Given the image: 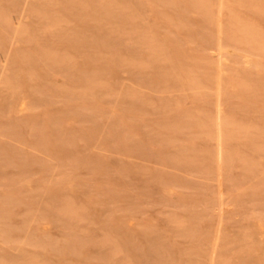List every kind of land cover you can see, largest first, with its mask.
<instances>
[{
  "label": "rangeland",
  "instance_id": "1",
  "mask_svg": "<svg viewBox=\"0 0 264 264\" xmlns=\"http://www.w3.org/2000/svg\"><path fill=\"white\" fill-rule=\"evenodd\" d=\"M31 1L17 0L19 5L17 3V8L14 7L17 10L11 9L12 11L9 12V10L7 13L13 21L14 27L21 26L20 28H22L23 26V30H27L26 32L31 30L30 32L35 35L31 33L28 35L25 32L27 36L22 38L10 36L9 33L8 37L5 34L9 39H6L7 45L5 44L4 51H0V57L3 54L11 56L12 66H10L11 64L10 67L8 66L6 73L9 75L8 70H11V77L16 78L19 83H17L16 90L5 88L3 84H0V127L5 126L4 128L10 134L13 131L14 134L9 136L10 139L7 136V139L13 146L23 149L24 153L27 151L28 157L34 159V172L30 175L27 173L29 176L19 174V170L12 166L11 157L6 158V161H3V158V160L0 159L1 162L3 161L2 164L0 163L2 165L0 166V175L7 172L8 176L10 174L14 177V181L11 182H8L9 180L7 183L6 180L0 181L2 184L0 185V205L2 201L7 202L11 198L23 197L22 199L26 200H23L26 202L25 205L21 204V210V205L15 207L17 210L15 209L13 213L18 214L12 215L13 219L16 217L14 223H17V226L26 217L28 221L31 219L29 223L27 221V226H24L23 222L21 223L24 228L21 224L17 227L21 229L22 236H27L33 230L40 236L45 233L46 235H43L45 238L47 235H49L47 238H54L53 240H58L61 237L59 242L55 241L58 243H55L56 246L53 248L52 246L55 244L51 246L50 240V243L48 242L50 246L46 245V249L44 245L47 243L44 245L43 243L22 245L23 243L17 242L19 246L17 244V246L14 244L8 246L9 244L4 243L0 237V254L10 260L15 258L20 250L28 253L27 255L24 252L27 258H29V254L32 255L31 259L29 258L32 260L39 252L36 257L40 258L41 255L43 261H49L51 264H264V30H262L264 29V6L260 7L257 0H210L209 7H206L211 11L209 12L210 16L213 15L211 16L213 21L211 20L210 26H208L212 30L204 27L203 31L206 36L201 38L204 34L200 30L202 34L199 35V29L203 28L200 25L202 10H205L203 6L200 9L191 8L188 12L182 11V13L180 7L178 9L168 5L166 0H126L123 6L130 11L133 9L131 19L134 21H128L135 22L134 25L141 23L140 26L144 27L145 25V29L148 27L145 31L147 39L158 37L163 41L164 36L168 40L170 39V43L165 40V43H168V48H165L167 50L171 46V49L175 48L172 50L173 52L171 49L169 50L172 52V58L175 50L179 52H177L179 59L175 56L173 61L170 60L174 63L169 62L173 69L167 66L169 65L167 63L166 68L164 67L161 72L151 63L155 61L153 59H157L155 62L159 60L165 63L168 60L166 57L168 55L171 57L170 54L165 56L162 51V54L160 53L162 57L158 51L156 53L159 55L155 53V56L158 55L157 58L148 57L147 52H143V47L146 49L144 51H147L146 39H143V46H141L142 40L140 44H137L138 46L132 44V40L127 37L134 34L136 30L132 28V26L136 27L133 23L129 26L128 22L123 23L122 27V24L119 25L116 20L110 21L100 13H92L85 3L77 9L73 8L74 11L70 10L72 8L64 9V5L57 4V1L54 2L55 4L51 2L49 5L46 14L47 20L43 14L38 18L39 13L35 14L36 11H33L34 6H32L36 2L34 0L31 3ZM107 1L113 4L117 2L116 0ZM135 2H139V6ZM24 4L28 5L26 9ZM135 6L140 8L137 10L134 8ZM85 7L86 10H84ZM31 8H33L32 11ZM141 8L144 10L140 11ZM79 9L81 10L79 11ZM80 12H84V14ZM57 13L60 16L56 15ZM200 15L201 17H199ZM100 16L104 18H100ZM41 17L47 20V24L41 20ZM53 19L58 21L55 22ZM103 20L106 21V24ZM34 24L38 26L36 27ZM47 25H51L52 29H49ZM100 26L105 27L111 36L124 37L126 35L124 45L127 46L124 47V52L122 46H119L122 47L121 49L116 46V50L115 48L107 50L94 44L99 37L95 27ZM196 27H199L197 35L200 37H196V33L195 37L191 34L196 31ZM222 27L229 28L231 33L230 36L228 35L229 38L228 36H225V39L223 37V45L219 47V31ZM80 31L83 32H81V37ZM208 31H211L212 34H209ZM248 31H254L253 33L257 34L256 37L262 43L253 44ZM49 34L51 35L49 36ZM122 34L124 35L122 36ZM27 37L29 39H25ZM54 40H56L55 43ZM51 44H55V46ZM117 47L122 52L119 53ZM136 47L142 49L143 54L141 52L138 54L137 51L140 50ZM165 48L164 50H166ZM44 51L45 53H43ZM114 51L118 53L116 54ZM15 52L20 55L19 61L16 60L20 66L16 61L13 62L12 55H15ZM36 53L41 54L39 57L47 54L58 57L56 59L60 61L56 62L57 69H52L53 72L51 68L36 63L35 61L39 59H37ZM113 53H115V57L111 55ZM24 54L26 57L30 54L28 59L24 57ZM122 54L123 56H121ZM119 57L121 60L118 59ZM29 58L32 64H30ZM162 58L166 59L162 61ZM182 59L186 62H182ZM117 62L119 65H116ZM176 62L179 63L176 64ZM3 64H5L4 61L1 62V65ZM25 65L27 66L25 67ZM31 65L34 69L30 67ZM68 65L73 67L70 66L71 68L68 69ZM43 67L47 72L42 69ZM69 70L76 71L69 74L71 72ZM31 72L35 76L32 77ZM73 78L75 83L72 81ZM24 79L27 83L24 82ZM31 79L34 81L37 79L36 83ZM51 79H54L52 85ZM199 79H202L203 82H201L202 80L197 82ZM53 82L56 83L53 85ZM18 91L19 93H17ZM222 103L224 105L220 106ZM88 105L91 107L89 108ZM188 112L189 114H187ZM11 116L13 117L11 118ZM219 121L227 124V128L221 133H218ZM19 123L21 125L17 126ZM93 123H96L97 126L95 127L96 124ZM18 127L22 129H18ZM4 128H0L1 131H5ZM22 130H24L25 136L29 137V142L33 139L32 137L36 138L35 141L39 140V133H46L50 138L48 143L52 146L56 144L54 147L57 148L60 144L65 149L67 148V153L50 156L44 149H42L43 151L40 149L37 151L35 147L33 149L29 142L27 144L28 139L26 141L20 139L24 142L22 143L19 141V137L15 138V134L19 135L15 131L23 133ZM246 131L248 132L246 133ZM109 132L111 133L109 134ZM61 141L64 142L61 143ZM220 150H223L230 162L225 163L226 166H220L222 168L219 170L217 157ZM29 155H33L36 159ZM73 160H75L74 162H90V169L86 167L77 170L69 169L73 168ZM190 161L191 166L189 165ZM42 162L47 164L50 162L54 167L59 168L62 164L61 167L63 166L65 169H56L53 173L51 172L50 179H48L53 181H48L43 176L42 166L44 164L42 165ZM222 171L223 173H221ZM225 171L227 174H232L227 176ZM39 172L43 174H39ZM54 173L55 175H53ZM71 174L73 175L71 176ZM19 175L23 176L24 180H19L18 178L21 177ZM35 176L37 184L33 180ZM15 179L19 180L18 183L21 181L22 185H19ZM56 182L60 183V187L56 185ZM12 183H15V187ZM2 186L7 187L4 189ZM44 186L45 188H43ZM53 190L59 193L57 198L52 200L47 196L49 199H46L45 194L53 193ZM62 190L63 192H60ZM12 191L14 192L12 193ZM69 204L76 210L77 216L75 213L71 214L73 217L76 216V219H72L70 214L69 217L68 213L66 216L63 211ZM61 206L65 208L63 209ZM50 208L52 209L51 213ZM58 208L60 211L57 210ZM22 210L24 211L21 212ZM32 216L34 221H32ZM63 217L65 220L69 217L70 222L68 219L66 222ZM75 231H77V235L79 232L80 234L77 236ZM72 235L73 237L75 235L76 239L78 238L80 245L76 247L75 251L67 248L69 252L65 247L67 253L61 249L62 243ZM61 238H65L62 243L60 242Z\"/></svg>",
  "mask_w": 264,
  "mask_h": 264
},
{
  "label": "bare ground",
  "instance_id": "2",
  "mask_svg": "<svg viewBox=\"0 0 264 264\" xmlns=\"http://www.w3.org/2000/svg\"><path fill=\"white\" fill-rule=\"evenodd\" d=\"M29 0H26V2H28ZM34 0H32L31 1V3L33 2ZM40 1V3H37V2H39ZM55 1H57L56 3L58 4V3H61V4H63L64 5V9L65 8H72V9H70V10H74L75 8L77 9V8H79V7H81V6H83V4L85 3L86 4V6H88L89 8H90V10L92 11V13L94 12H96V13H100L101 15H103L105 18H107L108 20H116L118 23H119V25H121L122 24V27L124 26V24L126 23V22H128V26H129V24H132L133 23V25H134V23L135 22H133L134 20L133 19H131L132 18V10L130 11V10H128V8L127 7H125V6H123V3H126V0H116L117 2L115 3V4H113V3H111V2H109V1H107V0H35L34 2H36V3H34V5L32 4V6H34L33 8H34V10H33V8H31V11L33 10V11H36V13L35 14H37V12L39 13V16L38 15H36V16H38V18L41 16V14H43V15H45V16H43V17H46L45 19H47L48 20V17H47V10L49 9V5L51 4V2H55ZM58 1H61V2H58ZM137 1V0H136ZM213 1V0H212ZM222 1V0H221ZM244 1V0H243ZM246 1H250V0H246ZM20 2V1H19ZM19 2H17V0L15 1V0H0V51H4V48H5V44H6V42H7V38L9 37L7 34L9 33V35L11 36V35H13V36H15V37H22L23 38V36L24 37H26L27 35H25L26 33L28 34H30L31 32V30H29L28 32H26L25 30H23V26H22V28H20L21 26L20 25H18V26H20V27H14L13 26V21L8 17V11L9 12H11L12 10H14V11H16L15 10V8L14 7H16L17 6V3H18V5H19ZM22 2H24V1H22ZM25 2V3H26ZM63 2V3H62ZM113 2V1H112ZM134 2V1H133ZM164 2V1H163ZM162 2V3H163ZM166 3H168V5L170 4V5H172V6H175V7H177L178 9H179V7H180V10H181V12L182 11H184V12H188L189 11V9H191V8H199L200 9V7H204V11L202 10V12H203V14H202V18H201V20H200V22H201V27H203V28H200L199 29V27H200V25H199V27H196V31L194 32V30H192L194 33H191L193 36L195 35V33H196V35L198 34V32L200 31V30H202L203 31V29H204V27H208V26H210V23H211V20H212V18H211V16H213V15H211L210 16V14H209V12H211V11H209L208 10V5H209V2H210V0H166L165 1ZM230 2V1H229ZM234 2V1H233ZM257 2H259L258 4H260V7H262V6H264V0H257ZM127 3H128V1H127ZM136 3V2H135ZM138 3L139 2H137L136 3V5H138ZM232 3V2H231ZM243 3V2H242ZM250 3H252V2H250ZM27 4V3H26ZM55 4V3H54ZM84 4V5H85ZM140 4V3H139ZM25 5V4H24ZM62 5V6H63ZM165 5V4H164ZM233 5V4H232ZM238 5V4H237ZM248 5V4H247ZM26 6H28V5H25V9H26ZM139 6V5H138ZM138 6L136 7H134L135 9H139L138 8ZM206 6H208V7H206ZM221 6V5H220ZM223 6V5H222ZM242 6V5H241ZM24 7V6H23ZM56 7H57V5H56ZM59 7V6H58ZM143 7V6H142ZM174 7V8H175ZM183 7V9H181ZM249 7H250V5H249ZM14 8V9H13ZM17 8V7H16ZM74 8V9H73ZM82 8H84V7H82ZM89 8H88V10H89ZM131 8V7H130ZM171 8H173V7H171ZM233 8V7H232ZM248 8V7H247ZM246 8V9H247ZM12 9V10H11ZM50 9H52V7H50ZM202 9V8H201ZM236 9V8H235ZM258 9H259V7H258ZM261 9V8H260ZM69 10V9H68ZM69 10V11H70ZM81 9H79V11H80ZM84 10H86V7H85V9ZM136 10V11H137ZM142 10V8L140 9V11ZM144 10V9H143ZM142 10V11H143ZM179 10V11H180ZM212 10V9H211ZM222 10V9H221ZM241 10V9H240ZM51 11V10H50ZM64 11H67V10H64ZM75 11V10H74ZM83 11V10H82ZM91 11H89V12H91ZM146 11H147V9H146ZM192 11V10H191ZM235 11V10H234ZM85 12V11H84ZM84 12L82 13V12H80V13H82V14H84ZM89 12H86V13H89ZM135 12V11H134ZM219 12H220V8H219ZM238 12V11H237ZM248 12V11H247ZM257 12H260V11H257ZM139 13V12H138ZM154 13V12H153ZM183 13V12H182ZM191 13V12H190ZM12 14V13H11ZM29 14V13H28ZM185 14V13H184ZM184 14H182V15H184ZM186 14H188V13H186ZM213 14V13H212ZM217 14V13H216ZM220 14V13H219ZM221 14H222V11H221ZM228 14V13H227ZM56 15H59L58 13L56 14ZM65 15V14H64ZM74 15V14H73ZM81 15V14H80ZM87 15V14H86ZM90 15H92L91 13H90ZM95 15H97V14H95ZM134 15V14H133ZM142 15V14H141ZM150 15V14H149ZM223 15V14H222ZM221 15V16H222ZM60 16V15H59ZM62 16V15H61ZM68 16V15H67ZM71 16V15H70ZM82 16V15H81ZM98 16H99V14H98ZM138 16V15H137ZM136 16V17H137ZM151 16V15H150ZM186 16V15H185ZM224 16V15H223ZM249 16H251V15H249ZM56 17H58V16H56ZM55 17V18H56ZM75 17V16H74ZM86 17V16H85ZM89 17V16H88ZM91 17V16H90ZM104 17H101L100 16V18H104ZM146 17V16H145ZM156 17V16H155ZM181 17H183V16H181ZM196 17V16H195ZM199 17H201V15L199 16ZM66 18V17H65ZM71 18V17H70ZM180 18V17H179ZM198 18V17H197ZM216 18V17H215ZM219 18V17H218ZM225 18V17H224ZM33 19V18H32ZM51 19V18H50ZM58 19V18H57ZM62 19V18H61ZM81 19V18H80ZM106 19V20H107ZM142 19V18H141ZM147 19V18H146ZM154 19V18H153ZM214 19V18H213ZM235 19H237V18H235ZM39 20V19H38ZM41 20L43 21L44 19L41 17ZM40 20V21H41ZM47 20H44V23H46L47 24ZM54 21H55V19H53ZM83 20H85L84 19V17H83ZM98 20H99V18H98ZM128 20H133L132 21V23L130 22V21H128ZM139 20V19H138ZM155 20V19H154ZM185 20V19H184ZM188 20H189V18H188ZM187 20V21H188ZM217 20V19H216ZM257 20V18L255 19V21ZM32 21V20H31ZM36 21V20H35ZM42 21L40 22V23H42ZM52 21V20H51ZM50 21V22H51ZM58 21V20H57ZM57 21H55V22H57ZM64 21V20H63ZM72 21H73V19H72ZM101 21V20H100ZM104 21V20H103ZM177 21V20H176ZM199 21V20H198ZM213 21V20H212ZM215 21V20H214ZM38 22V21H37ZM53 22V21H52ZM54 22V23H55ZM62 22V21H61ZM79 22V21H78ZM106 21H104V23H105ZM130 22V23H129ZM139 22V21H138ZM147 22H148V20H147ZM175 22V21H174ZM241 22V21H240ZM248 22V21H247ZM17 23H19L20 24V22H17ZM49 23V22H48ZM54 23H53V25H54ZM77 23V22H76ZM124 23V24H123ZM146 23V22H145ZM180 23V22H179ZM185 23V22H184ZM213 23V22H212ZM217 23V22H216ZM215 23V24H216ZM219 23H220V21H219ZM262 23V22H261ZM260 23V24H261ZM33 24V23H32ZM37 24V23H36ZM36 24H34V26H38V25H36ZM75 24V23H74ZM101 24H103V23H101ZM106 24V23H105ZM141 24V23H140ZM140 24H136V25H134V26H136V27H139V28H136V27H133L132 26V28H133V30H135V32H134V34H132V35H128V37H127V39H130V40H132V44H135V45H137L138 43L140 44L141 43V40L143 41V39L145 40L146 39V48H147V51H144V50H146L145 49V47H143L144 49H143V52H147L146 54L148 55V57H158V55L163 51V53H165V56H167L166 54H170V56L171 57H169V55L166 57V58H168V60L167 61H165V63H163V62H161V61H159L158 60V62H155L157 59H153V60H155V61H153L151 64L154 66V67H156V68H159V71H161L162 72V69L165 67L166 68V65H167V63L169 64V65H167V66H169V67H171L170 65V63L175 59L174 57L176 56L177 57V52H178V50H177V52H176V50L174 51V57L172 58V50H174V49H171V44H170V48H169V50L171 49V51H169V50H167L166 48H168V43H165V40H168V38H166L165 36H164V40L162 41V40H159V38L158 37H155V38H150L149 37V39H147V37L145 36V31H146V29H148V27L145 29V25H144V27H142V25L140 26ZM143 24V23H142ZM187 24V23H186ZM23 25V24H22ZM51 25H52V23H51ZM51 25H47V27L50 29H52V27H51ZM99 25V24H98ZM104 25V24H103ZM147 25V24H146ZM151 25V24H150ZM169 25V24H168ZM196 25V24H195ZM44 26H46V25H44ZM79 26V25H78ZM107 26H108V24H107ZM128 26H126V27H128ZM151 26H153V25H151ZM172 26V25H171ZM187 27H188V25H186ZM211 26L213 27V24H211ZM220 26V25H219ZM224 26V25H223ZM31 27V24H30V26H29V28ZM32 27H33V25H32ZM36 27H35V29H36ZM39 27H40V24H39ZM42 27V29H44L43 28V26H41ZM53 27H55V26H53ZM88 27V26H87ZM91 27V26H90ZM142 27V28H141ZM193 27V26H192ZM226 27H228V26H226ZM230 27V26H229ZM260 27V26H259ZM28 28V29H29ZM73 28V27H72ZM80 28V27H79ZM121 28V27H120ZM135 28V29H134ZM141 28V29H140ZM156 28V27H155ZM154 28V30H156ZM181 28V27H180ZM197 28L199 29V31L197 30ZM209 28V30L211 29L212 30V28L211 27H208ZM223 28V27H222ZM222 28H220L219 30V47L220 46H222L223 45V41L222 40H224L226 37L225 36H228L231 32H230V30H229V28H226V29H222ZM2 29V30H1ZM22 29V30H21ZM32 29V28H31ZM34 29V28H33ZM34 29V30H35ZM40 29V28H39ZM71 29V28H70ZM93 29H94V27H93ZM95 29L97 30V33H98V36L99 37H97V39L95 40V43L94 44H96V46L97 47H104V48H106L107 50L109 49H111V50H114L113 48H115V50H116V46H122L121 48H122V50L124 49V47L126 48V46L127 45H124V40L126 39H124V37L126 36V35H124V34H122V36L124 35V37H120L119 35V37H116V36H111V33H109L108 32V30H106V28L105 27H102V26H100V27H98V28H96L95 27ZM110 29V28H109ZM231 29V28H230ZM238 29V28H237ZM245 29V28H244ZM92 30V29H91ZM131 30V29H130ZM150 30V29H149ZM186 30V29H185ZM184 30V31H185ZM188 30V29H187ZM233 30V29H232ZM262 30H264V29H262ZM43 31V30H42ZM54 31V30H53ZM59 31V30H58ZM61 31H62V29H61ZM89 31V30H88ZM114 31H116V30H114ZM148 31V30H147ZM153 31V30H152ZM178 31V30H177ZM198 31V32H197ZM207 31V30H206ZM5 32V33H4ZM7 32V33H6ZM26 32V33H25ZM35 32V31H34ZM39 32H41V31H39ZM75 32V31H74ZM73 32V33H74ZM82 31H80L79 33H81ZM96 32V31H95ZM129 32V31H128ZM179 32V31H178ZM204 32V34H205V31H203ZM209 32V31H208ZM254 32V31H253ZM252 31H248V35H249V37H251V39H252V41H253V44L255 43L256 45L258 44L257 42H260V43H262L261 42V40H259V38L258 37H256L257 36V34H254ZM44 33V32H43ZM47 33H49V32H47ZM83 33V32H82ZM82 33L80 34V37H81V35H82ZM117 33H118V31H117ZM120 33V32H119ZM153 33H154V31H153ZM177 33V32H176ZM186 33V32H185ZM201 33V31L199 32V35H201L200 34ZM211 33V31L209 32V34ZM216 33H217V31H216ZM256 33V32H255ZM8 36H6V35ZM28 34V35H29ZM31 34H33V35H35L34 33H31ZM54 34H55V31H54ZM129 34V33H128ZM144 34V35H143ZM147 34H149L148 32H147ZM146 34V35H147ZM155 34V33H154ZM153 34V35H154ZM179 34H180V32H179ZM204 34H202V37L201 38H203V36H206V34L204 35ZM208 34V33H207ZM212 34V33H211ZM234 34V33H233ZM37 35V34H36ZM51 34H49V36H50ZM59 35V34H58ZM74 35H75V33H74ZM78 35V34H77ZM155 35H157V34H155ZM161 35V34H160ZM166 35V34H165ZM169 35V34H168ZM182 35V34H181ZM184 35H186V34H184ZM187 35H188V33H187ZM44 36V35H43ZM63 36V35H62ZM86 36V35H85ZM148 36V35H147ZM167 36V35H166ZM183 36V35H182ZM190 36V35H189ZM214 36V35H213ZM230 36V35H229ZM229 36H228V38H229ZM237 36V35H236ZM30 37V36H29ZM29 37H27V38H25V39H29ZM53 37V36H52ZM61 37V36H60ZM83 37H84V35H83ZM162 37H163V34H162ZM186 37V36H185ZM188 37V36H187ZM195 37V36H194ZM196 37H200V36H196ZM223 37H224V39H223ZM232 37V36H231ZM59 38V37H58ZM64 38V37H63ZM85 38V37H84ZM160 38H161V36H160ZM170 38V37H169ZM174 38H175V36H174ZM209 38V37H208ZM9 39V38H8ZM12 39V38H11ZM62 39V38H61ZM80 39V38H79ZM78 39V40H79ZM87 39V38H86ZM162 39V38H161ZM193 39V38H192ZM195 39V38H194ZM205 39V38H204ZM31 40H32V38H31ZM85 40V39H84ZM170 40V39H169ZM169 40H168V42H169ZM196 40V39H195ZM200 40V39H199ZM20 41V40H19ZM46 41V40H45ZM55 41L56 40H54V43H55ZM81 41V40H80ZM83 41V40H82ZM176 41V40H175ZM179 41V40H178ZM205 41V40H204ZM238 41V40H237ZM36 42H38V41H36ZM167 42V41H166ZM171 42V41H170ZM169 42V43H170ZM181 42V41H180ZM209 42H210V40H209ZM230 42V41H229ZM247 42V41H246ZM177 43V42H176ZM205 43H206V41H205ZM57 44V43H56ZM88 44V43H87ZM143 44H144V41H143V43L141 44V46H143ZM264 44V43H263ZM7 45V44H6ZM49 45V44H48ZM51 45H53V46H55V44H51ZM60 45V44H59ZM80 45V44H79ZM259 45V44H258ZM20 46H23V45H20ZM20 46H19V48H20ZM57 46V45H56ZM138 46V45H137ZM145 46V45H144ZM175 46V45H174ZM255 46V45H254ZM33 47V46H32ZM38 47V46H37ZM58 47V46H57ZM60 47V46H59ZM75 47V46H74ZM117 47V49L119 50V48ZM166 47V48H165ZM178 47V46H177ZM256 47V46H255ZM254 47V48H255ZM30 48V47H29ZM66 48V47H65ZM120 48V49H121ZM136 48H139V47H136ZM164 48L166 49V50H164ZM261 48V47H260ZM47 49V48H46ZM54 49H56V48H54ZM71 49V48H70ZM95 49V48H94ZM247 49H248V47H247ZM22 50V49H21ZM45 50V49H44ZM53 50V49H52ZM104 50V49H103ZM122 50H119V53H120V51L122 52ZM136 50H138V49H136ZM139 50L140 51H137V53L139 52H141V50L142 49H140L139 48ZM48 51V50H47ZM100 51H102V50H100ZM158 51H160L159 52V54L158 53H156V52H158ZM166 51V52H165ZM13 52H14V50H13ZM28 52V51H27ZM50 52V51H49ZM55 52V51H54ZM115 52V51H114ZM123 52H124V50H123ZM135 52V51H134ZM143 52H141L142 54H143ZM186 53H188L187 51H185ZM2 53V52H1ZM4 53V52H3ZM16 54L15 55H12L13 57H14V59H13V62L15 63V61L16 60H18L19 61V53L18 52H15ZM35 53V52H34ZM34 53H32V54H34ZM41 54H42V52H40ZM43 53H45V51L43 52ZM51 53V52H50ZM77 53V52H76ZM91 53V52H90ZM101 53V52H100ZM116 54L118 53V52H115ZM115 53H113V54H111V55H114ZM132 53V52H131ZM136 53V52H135ZM138 53V54H139ZM155 53L156 54H158V55H156L155 56ZM179 53V52H178ZM12 54H14V53H12ZM31 54V53H30ZM30 54H29V56H30ZM37 55H38V53H36ZM40 54V55H41ZM96 54V53H95ZM145 54V53H144ZM162 54V53H161ZM160 54V55H161ZM25 55V54H24ZM23 55V56H24ZM40 55H38V57H37V59L38 60H36L35 62L36 63H41V66H43L44 65V67H47V68H51V70L52 69H57V67H56V62H58V61H60V60H58V59H56V58H58V57H56V56H52V55H50V54H47V55H42L41 57H39ZM66 55V54H65ZM120 55V54H119ZM127 55V54H126ZM137 55V54H136ZM147 55H145L146 56V58H147ZM154 55V56H153ZM28 56V57H29ZM57 56H59L58 54H57ZM62 56V55H61ZM84 56H85V54H84ZM87 56V55H86ZM117 57H118V55H116ZM121 56H123V54L121 55ZM143 56V55H142ZM162 56V55H161ZM179 56V55H178ZM193 56V55H192ZM11 57V56H10ZM10 57H9V55L8 54H3V56H1L0 57V84H3L4 86H5V88H8V89H12V90H14L15 88H16V86L18 85L17 83H19L18 82V80L16 79V78H14V77H11V70H8V72H10V74L8 75L7 73H6V71H7V69H8V66L11 64L10 63V60H12V59H10ZM24 57H26V55L24 56ZM28 57H26V59H28ZM36 57V56H35ZM110 57V56H109ZM114 57H115V55H114ZM144 57V56H143ZM156 57V58H157ZM163 57V56H162ZM182 57V56H181ZM91 58V57H90ZM133 58V57H132ZM145 58V57H144ZM161 58V57H160ZM166 58H162V61H163V59L165 60ZM170 58V59H169ZM178 58V57H177ZM194 58V57H193ZM34 59H36V58H34ZM59 59H62L61 57H59ZM65 59V58H64ZM63 59V60H64ZM87 59V58H86ZM107 59V58H106ZM114 58H112V60H113ZM119 60H121L120 59V57L118 58ZM118 59H117V61H118ZM179 59V58H178ZM177 59V60H178ZM4 61V63L5 64H3V65H1V62L2 61ZM22 60V59H21ZM25 60V59H24ZM32 60V59H31ZM68 60V59H67ZM115 60V59H114ZM170 60H172L171 62H170ZM183 60V59H182ZM187 60V59H186ZM18 61H16V63H17V65H18ZM29 61H30V58H29ZM33 61V60H32ZM72 61V60H71ZM110 61V60H109ZM123 61H124V59H123ZM176 61V60H175ZM180 61H181V59H180ZM31 62V61H30ZM63 62V61H62ZM64 62H66L65 60H64ZM80 62V61H79ZM88 62V61H87ZM126 62V61H125ZM170 62V63H169ZM182 62H186V61H182ZM28 63V62H27ZM60 63V62H59ZM67 63H68V61H67ZM89 63V62H88ZM140 63V62H139ZM172 63H174V62H172ZM179 62H176V64H178ZM23 64V63H22ZM25 64V63H24ZM30 64H32V62L30 63ZM34 64V63H33ZM69 64V63H68ZM86 64V63H85ZM113 64V63H112ZM118 64V62L116 63V65ZM90 65V64H89ZM91 65H92V63H91ZM111 65V64H110ZM119 65V64H118ZM123 65V64H122ZM138 65V64H137ZM185 65V64H184ZM10 66H12V64L10 65ZM9 66V67H10ZM18 66H20V64L18 65ZM27 65H25V67H26ZM29 66V65H28ZM37 66V65H36ZM40 66V67H41ZM66 66V65H65ZM69 66V65H68ZM71 66V65H70ZM67 67L68 69H70L71 67H73V66H71V67ZM114 66V65H113ZM30 67H32L33 68V66L31 65ZM44 67L42 68V69H44ZM85 67V66H84ZM92 67V66H91ZM103 67V66H102ZM107 67V66H106ZM173 67V66H172ZM171 67V68H172ZM175 67V66H174ZM179 67H180V65H179ZM28 68V67H27ZM38 68V67H37ZM66 68V67H65ZM85 68H87V67H85ZM109 68V67H108ZM112 68H114V67H112ZM213 68V67H212ZM21 69V68H20ZM34 69V68H33ZM39 69V68H38ZM95 69V68H94ZM154 69V68H153ZM173 69V68H172ZM194 69V68H193ZM208 69V68H207ZM206 69V70H207ZM15 70V69H14ZM22 70V69H21ZM25 70V69H24ZM29 70V69H28ZM44 70H46V69H44ZM43 70V71H44ZM50 70V69H49ZM85 70V69H84ZM96 70V69H95ZM109 70V69H108ZM114 70H117V69H114ZM192 70V69H191ZM211 70V69H210ZM213 70V69H212ZM53 71V70H52ZM52 71L50 72V74L52 73ZM56 71V70H55ZM69 71H71V72H69V74H72V71H74V70H69ZM76 71V70H75ZM74 71V72H75ZM101 71V70H100ZM99 71V72H100ZM208 71V70H207ZM248 71V70H247ZM15 72H16V70H15ZM18 72V71H17ZM26 72V71H25ZM46 72H47V70H46ZM54 72V71H53ZM58 72V71H57ZM110 72V71H109ZM115 72V71H114ZM187 72V71H186ZM192 72V71H191ZM195 72V71H194ZM20 73V72H19ZM32 73V72H31ZM63 73H65L64 71H63ZM79 73V72H78ZM98 73V72H97ZM111 73V72H110ZM109 73V74H110ZM196 73V72H195ZM34 74H35V72H34ZM39 74V73H38ZM44 74V73H43ZM42 74V75H43ZM69 74H68V76H69ZM77 74V73H76ZM75 74V75H76ZM91 74V73H90ZM152 74V73H151ZM180 74V73H179ZM220 74V73H219ZM40 75V74H39ZM64 75V74H63ZM81 75V74H80ZM115 75V74H114ZM150 75V74H149ZM164 75V74H163ZM191 75V74H190ZM202 75V74H201ZM233 75V74H232ZM13 76V75H12ZM15 76V75H14ZM28 76V75H27ZM33 76H35V75H33V73H32V77ZM46 76V75H45ZM77 76V75H76ZM84 76V75H83ZM83 76H81V77H83ZM90 76V75H89ZM97 76V75H96ZM106 76V75H105ZM111 76V75H110ZM170 76V75H169ZM183 76V75H182ZM197 76V75H196ZM206 76V75H205ZM208 76V75H207ZM21 77V76H20ZM30 77V76H29ZM37 77V76H36ZM43 77V76H42ZM49 77V76H48ZM51 77V76H50ZM66 77V76H65ZM74 77V76H73ZM107 77H109V76H107ZM184 77H185V75H184ZM183 77V78H184ZM23 78V77H22ZM38 78V77H37ZM68 78V77H67ZM95 78V77H94ZM159 78V77H158ZM175 78V77H174ZM200 78V77H199ZM235 78V77H234ZM29 79V78H28ZM40 79H42V78H40ZM48 79V81H50L49 80V78H47ZM74 79V78H73ZM101 79H103V78H101ZM176 79V78H175ZM185 79V78H184ZM193 79V78H192ZM197 79V78H196ZM203 79V78H202ZM201 79V80H202ZM240 79V78H239ZM16 80V81H15ZM30 80V79H29ZM31 80H33V79H31ZM37 80V79H36ZM36 80L34 81L35 83H36ZM52 80H54V79H51V85H52ZM160 80V79H159ZM158 80V81H159ZM200 79L197 81V82H200L201 81ZM208 80V79H207ZM211 80V79H210ZM45 81H46V79H45ZM69 81H70V79H69ZM74 83H75V79L74 80H72ZM154 81H155V79H154ZM157 81V80H156ZM164 81V80H163ZM177 81V80H176ZM191 81V80H190ZM220 81V80H219ZM222 81V80H221ZM24 82H25V79H24ZM61 82H63V81H61ZM71 82V81H70ZM84 82V81H83ZM107 82H109V81H107ZM150 82H152V81H150ZM192 82V81H191ZM201 82H203V80L201 81ZM206 82V81H205ZM205 82H204V84H205ZM25 83H27V82H25ZM28 83H29V81H28ZM31 83H33L32 81H31ZM41 83V82H40ZM43 83V82H42ZM45 83V82H44ZM56 83V82H55ZM54 82H53V85L55 84ZM72 83V82H71ZM70 83V84H71ZM99 83H100V81H99ZM102 83V82H101ZM213 83V82H212ZM34 84V83H33ZM62 84V83H61ZM66 84H68V83H66ZM83 84V83H82ZM93 84H94V82H93ZM156 84V83H155ZM187 84V83H186ZM189 84V83H188ZM196 84V83H195ZM201 84V83H200ZM221 84V83H220ZM231 84V83H230ZM262 84V83H261ZM264 84V83H263ZM44 85V84H43ZM59 85V84H58ZM160 85V84H159ZM167 85V84H166ZM171 85V84H170ZM22 86V85H21ZM47 86V85H46ZM50 86V85H49ZM57 86V85H56ZM79 86V85H78ZM152 86V85H151ZM168 86V85H167ZM166 86V87H167ZM173 86V85H172ZM189 86V85H188ZM258 86V85H257ZM25 87V86H24ZM50 87H52V86H50ZM77 87V86H76ZM90 87V86H89ZM94 87H96L95 85H94ZM174 87V86H173ZM264 87V86H263ZM57 88V87H56ZM207 88V87H206ZM223 88V87H222ZM222 88H220V89H222ZM22 89V88H21ZM29 89V88H28ZM48 89H50V88H48ZM16 90V89H15ZM34 90V89H33ZM37 90V89H36ZM62 90V89H61ZM60 90V91H61ZM69 90V89H68ZM41 91H44V90H41ZM49 91V90H48ZM51 91V90H50ZM73 91V90H72ZM78 91V90H77ZM12 92V91H11ZM16 92V91H15ZM45 92V91H44ZM56 92V91H55ZM69 92V91H68ZM67 92V93H68ZM97 92V91H96ZM101 92H103V91H101ZM223 92V91H222ZM17 93H19V91L17 92ZM43 93V92H42ZM60 93V92H59ZM111 93H113V92H111ZM47 94V93H46ZM222 94H224V92L222 93ZM229 94V93H228ZM21 95H23V94H21ZM52 95V94H51ZM57 95V94H56ZM72 95V94H71ZM218 95V94H217ZM221 95V94H220ZM225 95H227V94H225ZM14 96V95H13ZM206 96V95H205ZM208 96V95H207ZM235 96V95H234ZM20 97V96H19ZM103 97V96H102ZM84 98V97H83ZM82 99V98H81ZM79 100V99H78ZM88 100V99H87ZM223 100V99H222ZM235 100V99H234ZM251 100V99H250ZM75 101V100H74ZM95 101V100H94ZM146 101V100H145ZM219 101V100H218ZM45 102V101H44ZM82 102V101H81ZM222 102V101H221ZM243 102V101H242ZM245 102V101H244ZM77 103V102H76ZM87 103V102H86ZM95 103V102H94ZM101 103V102H100ZM27 104H28V102H27ZM73 104V103H72ZM128 104V103H127ZM226 104H227V102H226ZM78 105V104H77ZM84 105V104H83ZM99 105V104H98ZM221 105H224L223 103L222 104H220V106ZM11 106V105H10ZM28 106V105H27ZM74 106H75V104H74ZM89 106V105H88ZM87 106V107H88ZM96 106H97V104H96ZM100 106H101V104H100ZM91 106H89V108H90ZM219 107V106H218ZM226 107V106H225ZM228 107V106H227ZM81 108V107H80ZM51 109V108H50ZM247 109V108H246ZM6 110V109H5ZM86 110V109H85ZM220 110V109H219ZM7 111V110H6ZM56 111V110H55ZM246 111V110H245ZM10 112V111H9ZM47 112V111H46ZM57 112V111H56ZM55 112V113H56ZM185 112V111H184ZM187 112V111H186ZM185 112V113H186ZM12 113V112H11ZM52 113V112H51ZM50 113V114H51ZM59 113V112H58ZM90 113V112H89ZM228 113V112H227ZM44 114H46V113H44ZM49 114V113H48ZM83 114H84V112H83ZM187 114H189V112L187 113ZM194 114V113H193ZM232 114V113H231ZM9 115H11V114H9ZM47 115V114H46ZM54 115V114H53ZM58 115V114H57ZM88 115V114H87ZM91 115V114H90ZM93 115V114H92ZM219 115V114H218ZM238 115H239V113H238ZM1 116V115H0ZM49 116V115H48ZM116 116V115H115ZM199 116V115H198ZM13 116H11V118H12ZM237 117V116H236ZM247 117V116H246ZM246 117H244V118H246ZM5 118V117H4ZM27 118H29V117H27ZM34 118V117H33ZM46 118H48V117H46ZM201 118V117H200ZM238 118V117H237ZM243 118V119H244ZM41 119V118H40ZM84 119V118H83ZM96 119V118H95ZM239 119V118H238ZM5 120H6V118H5ZM17 120V119H16ZM60 120V119H59ZM131 120H132V118H131ZM197 120V119H196ZM7 121V120H6ZM32 121V120H31ZM12 122V121H11ZM15 121H13V124H15L14 123ZM47 122H48V120H47ZM112 122V121H111ZM202 122V121H201ZM245 122V121H244ZM261 122V121H260ZM16 123H18V122H16ZM55 123V122H54ZM97 123V122H96ZM96 123H93V124H96ZM105 123V122H104ZM207 123H209V122H207ZM12 124V125H13ZM43 124V123H42ZM41 124V125H42ZM203 124H205V123H203ZM17 125V124H16ZM21 125V123H19V125H17V126H20ZM26 125V124H25ZM31 125V124H30ZM206 125V124H205ZM246 125V124H245ZM2 126V125H1ZM9 126H10V123H9ZM97 126V124L95 125V127ZM130 126V125H129ZM214 126V125H213ZM242 126V125H241ZM5 127V126H4ZM3 126L2 127H0L1 129H3L4 128ZM7 127V126H6ZM14 127V126H13ZM52 127V126H51ZM107 127V126H106ZM118 127V126H117ZM97 128H99V127H97ZM104 128V127H103ZM116 128V127H115ZM131 128V127H130ZM208 128V127H207ZM227 128V124L225 123V122H222V121H219V123H218V129H219V132L218 133H221L223 130H225ZM238 128V127H237ZM242 128V127H241ZM246 128V127H245ZM244 128V129H245ZM1 129H0V159H2L3 161H6V158L8 159L9 157H11V159L13 160H11L12 161V166H14V167H16L18 170H19V174L21 173L22 175L24 174L25 176H29L32 172H34V170H33V164H34V159H32V158H30V157H28V155L26 154V152L24 153L22 150L23 149H21L20 147H15V146H13L12 144H11V142H9V139H10V137H11V135H12V133H13V131H12V133L10 134L9 133V131H7V129H5V131H1ZM17 129V128H16ZM18 129H22V128H20V127H18ZM68 129V128H67ZM87 129V128H86ZM91 129V128H90ZM93 129H95V128H93ZM92 129V130H93ZM250 129V128H249ZM11 130H12V128H11ZM15 130V129H14ZM47 130V129H46ZM53 130H54V128H53ZM89 130V129H88ZM104 130V129H103ZM126 130V129H125ZM24 130H22V132H23ZM39 131V130H38ZM63 131H64V129H63ZM93 131H95V130H93ZM208 131V130H207ZM19 133V135H16L15 134V138H16V136H17V138L19 137V141H20V139H22V140H25L26 141V139H28V141H27V144H28V142H29V137L27 138L26 136H25V133L23 132V133H21V132H19V131H15V133ZM55 132V131H54ZM57 132V131H56ZM90 132V131H89ZM97 132H98V130H97ZM113 132V131H112ZM200 132V131H199ZM204 132V131H203ZM243 132H245V131H243ZM248 131H246V133H247ZM17 133V134H18ZM34 133V132H33ZM94 133V132H93ZM111 132H109V134H110ZM201 133V132H200ZM211 133V132H210ZM228 133V132H227ZM14 134V133H13ZM50 134V133H49ZM103 134H105V133H103ZM214 134V133H213ZM31 135V134H30ZM29 135V136H30ZM39 135H40V137H39V140H37V141H35L36 140V138L34 139V137H32L33 139L29 142L30 143V145H31V147L34 149V147L37 149V151H39V149L41 150V151H43L42 149H44L48 154H50V156H53V155H56V154H59L60 155V153L62 154V153H65L66 152V149L64 148V147H62L60 144H59V147L57 148V147H54V146H56V144L55 145H53L52 146V144H50V143H48V140L50 139V138H48V135L46 134V133H42L41 132V134L39 133ZM38 135V136H39ZM57 135V134H56ZM88 135H90V134H88ZM118 135V134H117ZM219 135V134H218ZM233 135V134H232ZM242 135V134H241ZM247 135V134H246ZM250 135V134H249ZM254 135V134H253ZM9 137V139H7L8 137ZM62 136V135H61ZM91 136V135H90ZM239 136V135H238ZM13 137H14V135H13ZM204 137V136H203ZM245 137V136H244ZM59 138V137H58ZM91 138V137H90ZM197 138V137H196ZM237 138V137H236ZM11 139H13L14 140V138H11ZM64 139V138H63ZM119 139V138H118ZM202 139H204V138H202ZM234 139H235V137H234ZM255 139V138H254ZM16 140H18V139H16ZM53 140V139H52ZM51 140V141H52ZM55 140H56V138H55ZM73 141H74V139H72ZM252 140V139H251ZM18 141V142H19ZM57 141V140H56ZM60 141V140H59ZM58 141V142H59ZM239 141V140H238ZM254 141V140H253ZM20 142H22V141H20ZM64 142V141H63ZM62 141H61V143H63ZM22 143H24V142H22ZM194 143V142H193ZM246 143H248V142H246ZM257 143V142H256ZM264 143V142H263ZM20 144V143H19ZM26 144V145H27ZM75 144V143H74ZM86 144V143H85ZM66 145V144H65ZM20 146V145H19ZM61 146V147H60ZM74 146V145H73ZM79 146V145H78ZM232 146V145H231ZM25 147H27V146H25ZM29 147V146H28ZM72 147V146H71ZM77 147V146H76ZM80 147V146H79ZM86 147H88V146H86ZM70 148V147H69ZM89 148V147H88ZM190 148H192V147H190ZM205 148H206V146H205ZM77 149V148H76ZM79 149V148H78ZM258 149H259V147H258ZM70 150V149H69ZM204 150V149H203ZM207 150V149H206ZM206 150H204V151H206ZM29 151V150H28ZM72 151V150H71ZM261 152V151H260ZM67 153V152H66ZM218 169L220 168V166H223V165H225V163H228V162H230V160L228 159V156L225 154V153H223V150H220V151H218ZM241 153V152H240ZM69 154V153H68ZM259 154V153H258ZM66 155V154H65ZM211 155V154H210ZM29 156H32L33 157V155H29ZM62 156V155H61ZM38 158H39V156H37ZM58 157V156H57ZM63 157V156H62ZM182 157V156H181ZM33 158H35V157H33ZM93 158V157H92ZM97 158V157H96ZM99 158V157H98ZM188 158V157H187ZM238 158V157H237ZM36 159V158H35ZM42 159V158H41ZM89 159V158H88ZM185 159V158H184ZM204 159V158H203ZM206 159V158H205ZM212 159V158H211ZM231 159V158H230ZM239 159V158H238ZM38 160V159H37ZM36 160V161H37ZM97 160V159H96ZM101 160V159H100ZM186 160V159H185ZM214 160V159H213ZM244 160V159H243ZM2 161V162H3ZM35 161V163H37ZM39 161H40V159H39ZM41 161H43V159L41 160ZM45 161V160H44ZM75 160H73L72 162H73V168H69V169H73V170H77V169H79V168H83V167H86V168H89L90 169V160L88 161L89 163H87V162H80V161H78V162H74ZM83 161V160H82ZM86 161V160H85ZM99 161V160H98ZM104 161V160H103ZM188 161V160H187ZM210 161V160H209ZM212 161V160H211ZM2 162L0 161V163L2 164ZM47 162V161H46ZM200 162V161H199ZM203 162V161H202ZM216 162V161H215ZM40 163V162H39ZM62 163V162H61ZM91 163H92V161H91ZM100 163H102V162H100ZM192 163H193V161H192ZM204 163V162H203ZM212 163V162H211ZM211 163H210V165H211ZM232 163V162H231ZM0 164V166H2ZM44 164V165H43ZM54 164V163H53ZM197 164V163H196ZM208 164V163H207ZM42 172L44 173H40L39 172V174H43V176L44 177H46L47 179L49 178L50 179V173L52 172H54V170H56V169H65L63 166L61 167V165L62 164H60V168L59 167H54V165H52V163H50L49 162V164H47V163H44V162H42ZM59 165V164H58ZM67 165V164H66ZM190 166H191V161H190V164H189ZM198 165V164H197ZM228 165V164H227ZM233 165H235V164H233ZM232 165V166H233ZM245 165V164H244ZM10 166V165H9ZM199 166H201V165H199ZM209 166V165H208ZM226 166V165H225ZM230 166V165H229ZM241 166V165H240ZM214 167V166H213ZM68 168V166L66 167V169ZM86 168H84V169H86ZM93 168V167H92ZM210 168V167H209ZM216 168V167H215ZM222 168V167H221ZM220 168V169H221ZM0 169H1V167H0ZM6 169V168H5ZM14 169V168H13ZM94 169H96V168H94ZM93 169V170H94ZM212 169V168H211ZM219 169V170H220ZM224 169V168H223ZM231 169V168H230ZM234 169V168H233ZM232 169V170H233ZM11 170V169H10ZM9 170V171H10ZM39 170V169H38ZM58 170V171H59ZM68 170V169H67ZM99 170V169H98ZM101 170V169H100ZM207 170V169H206ZM2 171V170H1ZM8 171V172H9ZM91 171V170H90ZM96 171V170H95ZM95 171H93V172H95ZM209 171V170H208ZM207 171V172H208ZM229 171V170H228ZM1 173V172H0ZM3 173V172H2ZM14 173V172H13ZM27 173L29 174V175H27ZM71 173H73L72 171H71ZM221 173H223V171L221 172ZM220 173V174H221ZM225 173H226V171H225ZM224 173V174H225ZM50 174V175H49ZM56 174H58V173H56ZM223 174V175H224ZM227 174V173H226ZM229 174H232V173H229ZM229 174H227V176L229 175ZM53 175H55V173L53 174ZM64 175H66V174H64ZM63 175V178L65 177ZM73 174H71V176H72ZM236 175V174H235ZM19 176H21V175H19ZM34 176V175H33ZM41 177H42V175H40ZM163 176V175H162ZM239 176H241V175H239ZM244 176H246V175H244ZM17 177V176H16ZM15 177V178H16ZM23 176H21L20 178H18L19 180H22L23 178H22ZM39 177V176H38ZM41 177H39V178H41ZM44 177H43V179H44ZM238 177V176H237ZM31 178V177H30ZM38 178V179H39ZM62 178V179H63ZM220 178H221V176H220ZM224 177H222V179H223ZM236 178V177H235ZM26 179V178H25ZM35 179L37 180V177L35 176L34 177V181H35ZM42 179V178H41ZM46 179V180H47ZM48 179V181H51V180H49ZM54 179V178H53ZM62 179H60V180H62ZM68 179V178H67ZM66 179V180H67ZM70 179H72V178H70ZM225 179V178H224ZM228 179V178H227ZM239 179V178H238ZM243 179V178H242ZM2 180L3 181H5L6 183H7V180H9L8 182H11L12 180L14 181V177L13 176H11L10 174H9V176H8V173L6 172V173H3L2 175H0V181L2 182ZM16 180V179H15ZM18 180V181H19ZM24 180V179H23ZM27 180V179H26ZM231 180H232V178H231ZM237 180V179H236ZM17 181V180H16ZM18 181H17V183H18ZM45 181V180H44ZM53 181V180H52ZM54 181H55V179H54ZM57 181H59V180H57ZM64 181V180H63ZM21 182V181H20ZM18 183L19 185L22 183ZM36 182V181H35ZM60 182V181H59ZM32 183V182H31ZM45 183H46V181H45ZM48 183V182H47ZM14 184V187H15V183H12V185ZM18 184H16V185H18ZM36 184H37V182H36ZM36 184H34L35 185V187H36ZM54 184V183H53ZM60 184V183H59ZM59 184H57V182H56V185L57 186H59ZM0 185H2V184H0ZM22 185V184H21ZM39 185H41V184H39ZM7 186H8V184H7ZM6 186V187H7ZM2 187H4V186H2ZM6 187H4V189L6 188ZM24 187V186H23ZM50 187H51V185H50ZM60 187V186H59ZM12 188V187H11ZM41 188V187H40ZM43 188H45V186L43 187ZM51 188H53V187H51ZM58 188V187H57ZM56 188V189H57ZM2 190V189H1ZM14 190H16V189H14ZM37 190V189H36ZM46 190V189H45ZM24 191H26V190H24ZM51 191V190H50ZM55 190H53V193L51 192H48L47 194H45L46 195V199H52V200H55L56 198H57V196H58V194L59 193H57V192H54ZM14 191H12V193H13ZM42 192V191H41ZM40 192V193H41ZM60 192H63V190L62 191H60ZM11 194V193H10ZM14 194H17V193H14ZM61 194V193H60ZM40 195V194H39ZM63 196H64V194H62ZM11 196H13L12 194H11ZM49 198H48V197ZM61 196V195H60ZM21 196H19V197H15V198H9L10 200L8 201L7 200V202H1V205H0V237H1V239H2V241L4 242V243H6V244H9L8 246H13V244H14V246H17L18 244H17V242L18 243H20V244H22V245H24V244H26V243H30V244H34V245H40V244H42L43 243V245H44V243H47V244H45L44 245V248L46 249V245L47 246H50L49 244H48V242L50 243V240H51V246H52V244H57L59 241V238L61 237H59L58 238V240H53L54 238H47V237H49V235H47L46 236V238H45V236H43L44 234L43 233H40V234H43V235H37V234H35V232H33V230H31V232L30 233H28V235L27 236H22V233H21V229H18L17 227L19 226V224H21L22 222V224H24V226H27L26 224H27V221H28V218L26 217L25 218V220H21V221H19V222H21V223H18V226H17V223L15 224L14 223V221L16 220L15 218L16 217H14V219H13V216L12 215H14V214H18V213H13V212H15L14 210L16 209L15 207H19L21 204H24L25 205V203L26 202H24V201H26L25 199H22V198H20ZM5 198V197H4ZM59 198V197H58ZM24 200V201H23ZM27 200H28V198H27ZM68 201V200H67ZM66 201V202H67ZM30 202H32L31 200H30ZM64 202V201H63ZM30 205H31V203H30ZM29 205V206H30ZM55 205V204H54ZM74 205V204H73ZM27 206V205H26ZM67 206V205H66ZM21 207H22V205L20 206V210H21ZM58 207H60V205H58ZM30 208V207H29ZM48 208V207H47ZM46 208V209H47ZM61 208H63L62 206H61ZM65 208V207H64ZM63 208V209H64ZM51 209V208H50ZM49 209V211H50V213L52 212V209L50 210ZM17 210V209H16ZM48 210V209H47ZM57 210H59V208L57 209ZM62 210V209H61ZM24 210H22L21 212H23ZM60 211V210H59ZM64 211V213H65V215H66V213H68L67 215L69 216V214L71 215V214H73V213H75V215L77 216V213H76V210H74V208L72 207V205H68L66 208H65V210H63ZM27 212V211H26ZM40 212V211H39ZM54 212V211H53ZM62 212V211H61ZM63 213V214H64ZM19 214H21L20 212H19ZM27 214V213H26ZM32 214V213H31ZM37 214H39V213H37ZM63 214H62V216H63ZM23 215V214H22ZM27 215H29V214H27ZM34 215H35V213H34ZM43 215V214H42ZM61 215V214H60ZM66 215V216H67ZM15 216V215H14ZM25 216V215H24ZM23 216V217H24ZM48 216V215H47ZM75 216V217H76ZM36 217V216H35ZM42 217V216H41ZM51 217V216H50ZM70 217V216H69ZM69 217L67 218L68 219V221H69ZM75 217H73L72 215H71V218L72 219H74ZM32 218V221H34V219H33V216L31 217ZM64 218V217H63ZM19 219V218H18ZM22 219V218H21ZM40 219V218H39ZM66 219V220H67ZM76 219V218H75ZM31 219H29V221H30ZM36 220V219H35ZM53 220V219H52ZM55 220V219H54ZM63 220V219H62ZM64 220H65V218H64ZM65 220V221H66ZM29 221H28V223H29ZM37 221H38V219H37ZM49 221H51V220H49ZM68 221H66V222H68ZM71 221H73V220H71ZM56 222V221H55ZM70 222V221H69ZM22 224H21V226H22ZM59 224V223H58ZM115 225H116V223H114ZM59 225H61V224H59ZM63 225V224H62ZM73 225V224H72ZM111 226V225H110ZM112 226H114V225H112ZM23 227V226H22ZM30 227V226H29ZM24 228V227H23ZM28 228V227H27ZM31 228V227H30ZM76 228V227H75ZM117 228V227H116ZM121 228V227H120ZM119 228V229H120ZM32 229V228H31ZM112 229V228H111ZM118 229V230H119ZM30 230V229H29ZM64 230H65V228H64ZM70 230V229H69ZM26 231H28V230H26ZM35 231V230H34ZM61 231V230H60ZM113 231V230H112ZM62 232V231H61ZM118 232V231H117ZM58 233V232H57ZM63 233H65V232H63ZM68 233V232H67ZM72 233H73V231H72ZM74 233H76V235H77V231H75ZM70 234V233H69ZM68 234V235H69ZM79 234H80V232H79ZM78 234V235H79ZM46 235V234H45ZM55 235V234H54ZM54 235H53V237H54ZM62 235V234H61ZM77 235V236H78ZM43 236V237H42ZM59 236V235H58ZM71 236V235H70ZM201 236V235H200ZM65 237V236H64ZM89 238V237H88ZM55 239H57V238H55ZM62 239V241H60L61 243L64 241L63 239H65V238H61ZM60 239V240H61ZM83 239V238H82ZM54 241V243H53V241ZM55 241H58V242H55ZM205 241V240H204ZM97 242V241H96ZM12 243V244H11ZM80 243V242H79ZM83 243V242H82ZM82 243H81V245H82ZM89 243V242H88ZM98 243V242H97ZM11 244V245H10ZM17 244V245H16ZM56 244L55 245H53L52 246V248L54 247V246H56ZM60 244V243H59ZM85 244H87V242H85ZM102 244V243H101ZM64 245V246H63ZM80 244H78V238L76 239V237H75V235H74V237H73V235H72V237L70 238H68L67 237V239H66V242L64 241V243H62V247H64V248H62L61 247V249H64L63 251H65V252H67L68 250H76V247L77 246H79ZM90 245V244H89ZM19 246V245H18ZM58 246V245H57ZM90 246H92V245H90ZM65 247H66V250H67V248H69L67 251L65 250ZM41 248H42V246H41ZM52 248H50V249H52ZM88 248V247H87ZM60 249V250H61ZM56 250H57V248H56ZM58 250H59V248H58ZM87 250V249H86ZM86 250H85V252H86ZM53 251V250H52ZM62 251V252H63ZM25 252V251H24ZM23 251H20L19 250V253L17 254V256L14 258L13 257V259H10V260H8L7 258L8 257H6V256H4V255H2V254H0V264H51V262H49V261H43V258H41V255H40V258H41V260H40V258L38 259L36 256L37 255H39L38 253H37V255L35 256V258H33L32 260H29V258L32 256V255H30L29 254V258H27V255H28V253L27 252H25V253H27V255L24 253ZM56 252V251H55ZM61 252V251H60ZM61 252V253H62ZM64 252V253H65ZM69 252V251H68ZM67 252V253H68ZM161 253V252H160ZM36 254V253H35ZM43 254V253H42ZM64 255V254H63ZM75 255V254H74ZM79 255V254H78ZM34 257V256H33ZM43 257V256H42ZM60 257H62V256H60ZM62 258H66L65 256L64 257H62ZM31 259V258H30ZM163 262H165V261H163ZM158 263V262H157ZM214 264V263H213Z\"/></svg>",
  "mask_w": 264,
  "mask_h": 264
}]
</instances>
